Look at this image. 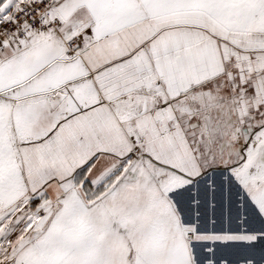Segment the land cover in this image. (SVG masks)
Returning <instances> with one entry per match:
<instances>
[{
  "label": "snow or ice",
  "instance_id": "6c2138e0",
  "mask_svg": "<svg viewBox=\"0 0 264 264\" xmlns=\"http://www.w3.org/2000/svg\"><path fill=\"white\" fill-rule=\"evenodd\" d=\"M0 264H264V0H0Z\"/></svg>",
  "mask_w": 264,
  "mask_h": 264
}]
</instances>
